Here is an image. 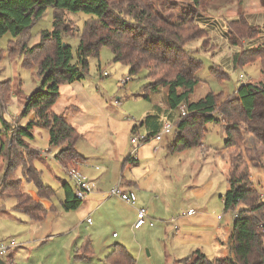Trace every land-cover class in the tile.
<instances>
[{"label": "rangeland", "instance_id": "1", "mask_svg": "<svg viewBox=\"0 0 264 264\" xmlns=\"http://www.w3.org/2000/svg\"><path fill=\"white\" fill-rule=\"evenodd\" d=\"M145 1L171 21L190 18L195 11L194 6L186 0ZM236 4L225 5L198 18L207 30L209 39L205 40V45L201 39L188 43L192 53L201 61V67L196 72L201 83L196 85L190 100L199 99L207 91L222 92L224 100L233 95L241 84L260 80L258 61L233 68L232 55L234 51L253 46L264 38V8L259 0H241L246 18L251 25L259 28V38L246 41L240 47H232L227 42L224 25L226 21L236 19ZM90 17L92 15L82 12L63 11L68 33L74 32L63 38L64 43L71 47L72 62L76 59L84 21ZM53 19L54 8L48 7L26 33L18 37L6 33L0 37V50L3 51L0 84L7 82L5 96L0 97V149L4 144L0 153V181L7 167L6 151L10 156L11 148L14 149L21 161L31 151L28 162L41 172L42 183L54 191L50 203L57 209L48 212L42 221H32L14 208L13 197L2 199L0 243L10 240L15 243L2 258H11V264H107L105 258L115 243L126 248L134 258V264H184L186 257L196 249H200L210 260L227 254V237L234 213L224 211L221 199L228 188L229 166V156L223 145L222 119L221 122L214 120L205 124L202 145L197 147L174 152L168 150L169 144L178 135L175 128L177 118L171 121L173 132L164 135L159 143L151 138L140 145L132 144L131 136L136 133L131 134V128L139 124L153 103H164L167 89H158L150 97L151 100L143 98L140 93L148 81L147 71L142 69L130 75L128 66L112 61V53L106 46L100 48L98 57L89 58L88 73L83 78L60 86L52 111L65 115L76 128L80 135L75 145L77 152L89 156L97 154L94 163H100V167L108 166L110 153L116 155V161L127 149L132 158L138 159L135 163L126 159L123 172L127 175L129 168L133 171L137 182L135 205L146 210L154 226L130 227V221L123 216L127 205L118 197L109 195L108 191L114 187L109 182L103 194L107 201L105 206L96 201L88 206L87 201H83L74 210L64 211L60 208L59 203L64 199L62 184L66 182L71 185V182L54 159L55 149L49 145L47 130L36 127L30 135L22 134L23 145L27 149L13 143L17 128L24 126L32 114L20 117L25 99L39 87L41 79L37 66L24 64L23 51L19 49L9 55L10 45L25 44L30 48L38 44L42 31L53 29ZM214 69L219 77H226L227 74V78L219 80ZM103 71L109 75L102 76ZM125 76L130 80L122 84ZM98 102L110 117L111 127L96 147L88 138L94 134L92 118L101 112ZM156 145L159 148L154 151ZM135 147L137 150L133 153ZM71 165L76 164L73 162ZM249 170L251 182L259 188L264 199V170L253 166ZM13 175L21 179L24 192L36 196L35 185L22 177L20 167L14 170ZM189 209L193 210V214L186 216ZM172 218L176 219L178 229H174V223H165ZM113 233L118 238H113ZM86 242L89 243L90 254L83 253ZM85 255L87 257H83Z\"/></svg>", "mask_w": 264, "mask_h": 264}, {"label": "trees", "instance_id": "2", "mask_svg": "<svg viewBox=\"0 0 264 264\" xmlns=\"http://www.w3.org/2000/svg\"><path fill=\"white\" fill-rule=\"evenodd\" d=\"M186 1L194 6L193 16L171 21L145 0H0V37L6 33L13 37L26 33L48 7L54 8L53 29L42 31L38 44L30 48L25 44L9 47L10 56L19 49L23 51L24 64L37 66L41 79L39 87L25 99L20 114V117H25L33 113L34 117L17 128L13 143L27 149L21 135H30L32 129L41 127L48 132L49 145L58 148L54 157L61 168L82 162L83 157L75 148L79 133L62 115L54 113L52 107L58 99L60 86L83 78L88 73L89 58L98 57L100 48L106 46L112 53V61L128 66L130 75L142 69L147 71L148 81L140 93L143 98L150 99L158 89H167L164 101L166 121L173 122L177 118L175 128L178 130L168 150L174 152L202 145L205 124L223 121V145L229 156V166L228 188L221 199L224 211L234 213L227 237V254L210 260L196 249L186 257L184 264H264V199L259 188L251 182L249 170L250 166L264 170V38L232 55L233 68L258 61L261 75L258 82L241 84L233 95L224 100L222 92L213 91H207L197 100H190L196 85L201 83L196 76L201 61L192 53L188 43L201 39L205 45V40L209 39L198 18L236 2L237 18L225 22V35L232 47L258 39L259 28L246 18L241 0ZM259 3L264 8V0H259ZM63 11L92 15L84 21L75 62H72L71 47L63 40L74 33H68ZM2 56L3 51L0 50V58ZM213 72L217 75L215 69ZM227 76L217 75V78L224 80ZM6 83L0 84L1 98L5 96ZM181 103H185L187 111L183 117L177 115V107ZM160 116L161 112L149 114L142 121L149 139L164 123ZM135 129L134 126L132 133ZM3 149L2 143L0 153ZM30 152L21 161L14 149L11 148L10 156L6 151L7 167L0 181V201L13 197L16 210L32 221H42L48 212L56 211L52 203L49 208L43 204L44 200L53 199L54 191L42 183L41 172L28 162ZM18 167L22 170V177L35 185V197L24 192L21 179L13 175ZM62 188L64 199L59 203L62 210L77 209L82 201L75 198L72 186L65 182ZM88 245L87 242L84 244V254L91 253ZM6 262L11 264L10 259ZM105 262L134 264V258L123 245L115 243Z\"/></svg>", "mask_w": 264, "mask_h": 264}, {"label": "crops", "instance_id": "3", "mask_svg": "<svg viewBox=\"0 0 264 264\" xmlns=\"http://www.w3.org/2000/svg\"><path fill=\"white\" fill-rule=\"evenodd\" d=\"M224 31H225V25H224ZM234 52H236V51H234ZM73 85H74V83L72 84V86ZM152 95H153V93L151 94L150 97H152ZM98 105H99V108H100L101 112H100L99 116H95L94 118H92L93 125H94V128H93V133L94 134H92V136L90 138H88V141L90 143L95 144L96 147L99 146V144L101 143V139L106 136L109 128L111 127L110 117L107 116V113L105 112L103 106H101L99 102H98ZM155 105H157V107ZM146 112L147 113L144 115L143 119L139 122V124L138 125H134L136 127L135 133H140V134L145 133L146 134V127H145L144 124H142V121L149 114L161 112V116L160 117H161L162 121L163 122L166 121L167 111H166L165 103L160 104L158 102H155V103H153L152 108L149 109ZM61 115L68 122V120L66 119V116L63 115V114H61ZM33 117H34V114L32 113L29 116V118L32 119ZM132 128H131V130H132ZM131 134H133L132 131H131ZM157 143H159V142H157ZM156 147H157V149L159 148V146L156 145L154 147V151L157 150V149H155ZM54 149H55V154H56V152L58 151V148H54ZM127 150L128 151H124L123 154L121 153L122 155L119 156L116 161H114L116 155L113 156V154L110 153L108 155V158H109L108 159L109 162H107L108 163V166H106V167H100V165H99L100 163H98V164H95L94 163V157L96 158L97 157V154L92 155V156H89V155H84V154H82V153H80L78 151V153L83 157L82 165L80 166L79 169L84 174H86L88 177H90L91 179H94V180L97 181V188L95 189L96 191L93 192V193H91V194H89L88 197H86L83 200L84 202L87 201L88 206L90 204H93L94 205V202L95 201H96V203L101 202V204H103V206H105L104 204L107 201L105 202L104 197H103V194H104V191L106 189L105 186H106V184L108 182L111 183V184H114V186L119 184L122 188H124L126 190H132V191H134V190L137 189L136 177L134 176L133 171L130 170L131 168H129V171H128L127 175H124V172H123L124 171V168H126V161H127L126 159L128 157H130V160L133 163L138 162V159L136 157L135 158H132L131 154L129 153V149H127ZM126 152H127V154H126ZM55 154H54V156H55ZM54 159H55V157H54ZM96 166H98L99 169H96L95 168ZM43 204L45 205V208H49L50 205H51L50 201H46V200L43 201ZM126 205L127 206L124 209L123 216L126 217L130 221V227H132L133 222L135 220L136 211L139 209V207H136L135 204L131 205V204H127L126 203ZM98 207L99 206H97V208ZM116 216L118 217L119 215H116ZM165 223H167V222L165 221ZM167 224H170V223H167ZM174 229H178V226H177V228H174ZM112 237H113V234H112ZM113 238H118V235L115 236V237H113ZM9 259H11V258H9Z\"/></svg>", "mask_w": 264, "mask_h": 264}, {"label": "built area", "instance_id": "4", "mask_svg": "<svg viewBox=\"0 0 264 264\" xmlns=\"http://www.w3.org/2000/svg\"><path fill=\"white\" fill-rule=\"evenodd\" d=\"M103 76H108L109 73L104 71L102 72ZM129 77L125 76L122 78L121 83L126 84L129 81ZM187 114L186 111V105L185 103L179 104L177 107V115L180 117H183ZM173 130V124L171 121H165L162 124L161 129L159 132H157L154 136L151 138L155 142H160L162 141V138L164 135H168L172 132ZM150 138V139H151ZM147 134L145 133H136L131 136V143L136 144L138 143L139 145L150 140ZM157 149V147L155 148ZM137 150V147L133 149V153ZM76 165H70L68 167H62L63 171L67 174L71 186L73 189L74 196L77 200L83 201L93 190L97 188V181L94 179L89 178L86 174H84L79 168L82 165V162H75ZM96 169H99L98 166L95 167ZM110 196H116L122 201H124L127 204H135L137 197L134 191L132 190H126L122 188L119 184L115 185L108 191ZM193 214V210H188L187 213L185 214L186 216H190ZM87 221L89 222L90 219L88 218ZM167 223H174V228H177L176 224V219L172 218L170 220L166 221ZM145 224H148L149 226H153L154 222L147 216L146 210L144 208H139L136 211L135 214V220L133 222L132 228L133 229H138ZM116 234L113 233V237H115ZM15 246L14 240H10L7 243H0V257H3L8 254L9 250Z\"/></svg>", "mask_w": 264, "mask_h": 264}, {"label": "water", "instance_id": "5", "mask_svg": "<svg viewBox=\"0 0 264 264\" xmlns=\"http://www.w3.org/2000/svg\"><path fill=\"white\" fill-rule=\"evenodd\" d=\"M0 264H8V263L6 262L5 259H3L2 257H0Z\"/></svg>", "mask_w": 264, "mask_h": 264}]
</instances>
